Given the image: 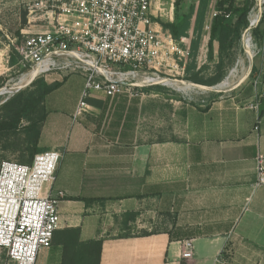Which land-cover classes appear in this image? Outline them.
Listing matches in <instances>:
<instances>
[{
    "label": "crops",
    "instance_id": "obj_1",
    "mask_svg": "<svg viewBox=\"0 0 264 264\" xmlns=\"http://www.w3.org/2000/svg\"><path fill=\"white\" fill-rule=\"evenodd\" d=\"M163 1L155 4L161 14L155 20L171 22L174 3L166 14ZM259 48L264 74V40ZM249 73L208 106V100L170 97L161 86L134 99L93 94L88 111L72 123L79 95L69 115L54 124L70 125L67 136L51 131L47 137L48 113L39 145L61 154L52 185L65 194L58 204L60 225L79 227L83 240H102L100 264H264V184L255 185L260 158L264 169V87H254ZM148 97L151 132L145 142L140 123ZM77 156L81 168L67 169L65 157L72 162ZM148 201L157 213L176 209L182 221L145 237L107 235L114 226L120 234L139 229ZM127 213L136 214L135 222L124 226ZM172 229L192 237L170 241ZM184 241L192 243L190 259L181 256Z\"/></svg>",
    "mask_w": 264,
    "mask_h": 264
},
{
    "label": "built area",
    "instance_id": "obj_2",
    "mask_svg": "<svg viewBox=\"0 0 264 264\" xmlns=\"http://www.w3.org/2000/svg\"><path fill=\"white\" fill-rule=\"evenodd\" d=\"M157 1L36 0L28 4V23L37 29L22 30L23 38L13 48L19 58L17 66L24 71L14 86L29 82L32 76L80 75L83 88L72 123L88 111L87 101L93 94L110 100L134 99L142 96V88L161 86L191 100V83L183 80L188 41L182 39L181 47L161 29L155 20L161 16L154 10ZM254 1L246 31L257 26L264 12V0ZM220 13L208 7L205 30ZM253 85L264 87V74ZM9 92L1 88L0 97ZM60 159L61 154L51 150L36 154L30 164H0V251L8 262L35 264L38 255L51 247L60 229L58 204L65 197L52 190ZM262 184L260 158L255 185ZM192 250L191 241H184L182 258L190 259Z\"/></svg>",
    "mask_w": 264,
    "mask_h": 264
},
{
    "label": "trees",
    "instance_id": "obj_3",
    "mask_svg": "<svg viewBox=\"0 0 264 264\" xmlns=\"http://www.w3.org/2000/svg\"><path fill=\"white\" fill-rule=\"evenodd\" d=\"M212 3L213 8L221 11V13L209 21L207 60L211 62L214 59V46H216L217 62L213 72L205 76L203 72L206 68L195 70L196 57L204 30L206 12ZM254 5V0H243L241 3L236 0H197L187 7L184 6V0L174 2L173 20L171 22L159 20L158 23L161 29L170 34L175 42L180 43L182 39L189 42V58L185 67L184 81L197 86L212 87L224 79L226 68L235 60V51L240 47L242 34L248 29V14ZM251 33L255 42L261 44L264 40L263 16L257 26L251 29ZM180 46L182 47L183 44L180 43ZM18 61L19 58L15 50L11 48L8 66H17ZM257 61L258 57L253 58L248 75V80H251L252 84L260 75ZM60 85V82L48 84L42 79H36L29 87L0 106V141L17 135L20 132L21 122H25L22 133L27 158L22 156L18 163L30 164L36 154L46 152V149L38 147L41 130L48 114L44 106L45 100ZM159 88L160 86H151L142 88L140 91L148 93ZM211 101L212 98L208 100L207 106ZM135 217V213H127L123 222L124 226H127L129 222H135ZM126 230L127 232L119 237H145L157 233V231H152L134 235L130 233V229ZM178 230L172 229L167 233L170 241L192 237L191 235L182 234ZM51 247H55L60 251L59 264H100L102 240H83L79 227L57 230L53 235ZM3 254L5 255V253ZM180 264L186 263L182 261Z\"/></svg>",
    "mask_w": 264,
    "mask_h": 264
},
{
    "label": "rangeland",
    "instance_id": "obj_4",
    "mask_svg": "<svg viewBox=\"0 0 264 264\" xmlns=\"http://www.w3.org/2000/svg\"><path fill=\"white\" fill-rule=\"evenodd\" d=\"M36 0H0V83L1 88H5L9 90L10 94L4 97H0V106H2V102L6 97H8V100L13 97L14 95L18 94L20 91L26 89L27 87H24L26 83H23L22 85L14 86L18 82V78L22 73H24L23 70H20L19 66L9 67L8 61H9V54L11 51V48H14L15 44H18L22 40L21 31H33L37 29V27H31L33 24H29V18L31 16L28 14L27 11V5L33 3ZM176 0H174L175 2ZM197 0H184V6L187 7L190 4L196 2ZM237 2H242L243 0H236ZM164 7L166 14L170 11L171 7L173 6L174 2H171L170 0H164ZM213 7V3L211 4ZM208 16H206L207 18ZM249 17V16H248ZM163 21H167L165 19H168V17H163ZM205 18V19H206ZM209 20V18L207 19ZM209 23V22H208ZM249 38L250 41V53H247V46H246V39ZM188 41V40H187ZM207 42H208V31L203 30L201 42L199 51L196 57V69L195 70H202L200 68H206L203 72V75L207 76L211 74L214 70V66L217 62L216 58V52L214 53V59L210 62L207 60ZM189 43V42H188ZM187 43V44H188ZM259 44L255 42V39L252 36L251 30L244 31L242 34L241 44L239 49L235 51L234 55V62L226 68V75L224 79L217 85L212 87H206L207 89H204V87H191L190 88V97L191 101L188 102H194L198 103L200 99L203 100H209L213 96H220V95H226L228 90L236 84L238 81H241V79H244L245 73L250 70V66L253 63V58H257L259 55ZM251 54V55H250ZM249 56V57H248ZM252 56V58H250ZM252 59V61H251ZM227 62V61H226ZM234 71V74L230 76V74ZM185 76V75H184ZM183 76V79H184ZM69 76L60 75H52L45 78H39L44 80L48 84H52L54 82H63V84L54 92L50 93L45 100V110L49 113V121L46 125V132L47 137L51 136L49 133L52 131V133L58 134L57 136H62L68 134V131H70V125H65V121L62 124H57L54 126L56 120L62 115H69V113L72 111L75 103L78 100V97L81 93L82 89V80L80 75H71L68 79L65 80ZM229 78V79H228ZM178 79H181V77H178ZM228 81V85L225 87H220V85ZM36 80V79H35ZM58 80V81H57ZM190 83V82H189ZM18 89V87H20ZM0 88V89H1ZM165 89V92L170 97L178 98L180 95L178 93H175L169 89ZM170 91V92H169ZM167 98H170V97ZM7 100V101H8ZM145 102L148 104L145 107L144 112L142 113V123H140V131L142 133L143 141H149L150 138V132H151V125H150V98L144 99ZM161 112H163L162 109H160ZM25 126V122H21L19 127V133L17 135L10 137V139H6L3 141H0V164L5 161H13V162H19V159L23 156L24 158H27V152L25 150V145L23 144V133H22V127ZM160 130L166 131V120L161 119L160 117ZM101 135L104 133V129L101 130ZM100 132V131H99ZM44 137V138H47ZM45 140V139H44ZM44 141L40 140L39 144L43 143ZM38 144V147L41 148ZM65 164L68 166L67 169L72 168V170L75 172L81 168V162L79 157L77 156L74 161H70L68 157H65ZM63 178V176H62ZM71 181V179H70ZM69 181V182H70ZM164 205L161 204L160 207ZM180 205L182 207L183 204H178V207L180 208ZM176 212V209L172 211V213H166L164 210L159 209L158 213L156 210V206L154 203H151L148 201L144 204L141 216L138 218L137 226L139 229L134 230L130 233H133L134 235H138L142 232H152V231H161V230H167L170 225H173L176 221H182V219L179 217ZM180 219H179V218ZM108 223L115 225L114 220H108ZM65 224L61 223L60 228H63ZM135 225V226H136ZM118 227H109L107 229V235L109 234L110 237H118L122 234L116 233ZM120 228V227H119ZM141 228V229H140ZM120 231V229L118 230ZM114 234L111 236V234ZM126 233V232H125ZM223 241V240H222ZM223 242H221V245ZM198 244L196 243L195 246ZM221 247V246H220ZM60 261V251L59 249L55 247H50L47 250L42 251L37 259L35 264H59ZM0 264H13L11 262H8L3 252L0 251Z\"/></svg>",
    "mask_w": 264,
    "mask_h": 264
},
{
    "label": "bare ground",
    "instance_id": "obj_5",
    "mask_svg": "<svg viewBox=\"0 0 264 264\" xmlns=\"http://www.w3.org/2000/svg\"><path fill=\"white\" fill-rule=\"evenodd\" d=\"M246 46H247V48H248V50H247V53H250V41H249V38L248 39H246ZM251 55V54H250ZM249 57V56H248ZM234 74V71H232V73L230 74V76H232ZM33 77V76H32ZM31 77V78H32ZM31 78L29 79V81L31 80ZM229 79V78H228ZM226 80L225 82H223L221 85H220V87L222 88V87H225V86H227L228 85V81L229 80ZM201 88V87H200Z\"/></svg>",
    "mask_w": 264,
    "mask_h": 264
},
{
    "label": "water",
    "instance_id": "obj_6",
    "mask_svg": "<svg viewBox=\"0 0 264 264\" xmlns=\"http://www.w3.org/2000/svg\"><path fill=\"white\" fill-rule=\"evenodd\" d=\"M250 58H252V56H251ZM251 61H252V59H251ZM251 64H252V62H251ZM34 80H35V76H33V77L31 78V80L25 84L24 87L29 86ZM132 86H133V87H136V88L140 87L139 85H136V84H132ZM198 87H199V86H198ZM204 89H207V88L204 87Z\"/></svg>",
    "mask_w": 264,
    "mask_h": 264
}]
</instances>
